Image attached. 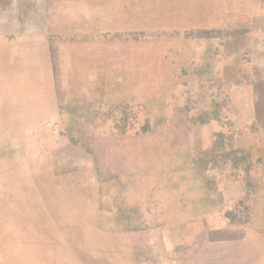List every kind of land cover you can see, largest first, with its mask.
Here are the masks:
<instances>
[{
	"label": "rangeland",
	"instance_id": "1",
	"mask_svg": "<svg viewBox=\"0 0 264 264\" xmlns=\"http://www.w3.org/2000/svg\"><path fill=\"white\" fill-rule=\"evenodd\" d=\"M0 264H264V0H0Z\"/></svg>",
	"mask_w": 264,
	"mask_h": 264
}]
</instances>
